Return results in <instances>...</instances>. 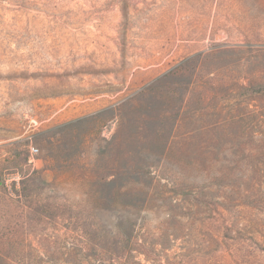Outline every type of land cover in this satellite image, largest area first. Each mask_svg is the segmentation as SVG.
<instances>
[{
  "label": "rangeland",
  "instance_id": "1",
  "mask_svg": "<svg viewBox=\"0 0 264 264\" xmlns=\"http://www.w3.org/2000/svg\"><path fill=\"white\" fill-rule=\"evenodd\" d=\"M0 182L13 262L95 264L96 193L106 264H264V0H0Z\"/></svg>",
  "mask_w": 264,
  "mask_h": 264
},
{
  "label": "trees",
  "instance_id": "2",
  "mask_svg": "<svg viewBox=\"0 0 264 264\" xmlns=\"http://www.w3.org/2000/svg\"><path fill=\"white\" fill-rule=\"evenodd\" d=\"M185 66L181 65L180 67H178L177 69H175L173 71V73L177 74L179 77L182 76L183 73H185ZM172 74V72L170 73ZM169 74V75H170ZM172 76H175L174 74ZM181 86V84H180ZM174 91L173 88L170 89V93ZM184 104V102H183ZM181 114V110L180 113L178 115L177 118H174L175 123L179 122V116ZM177 115V114H176ZM162 118V120L167 121L171 119V113L168 111H165L161 114L160 116ZM176 117V116H175ZM176 125V124H175ZM165 128H161L159 130V132L156 133L155 136H153V139H155L154 141L157 142V146H161V144H163V140L162 138V133L164 132ZM175 129L173 128V131ZM168 142L166 141L164 143V145H162V147L165 149V147L168 146ZM34 174H37V172L35 171ZM20 184V183H19ZM15 186V184H14ZM22 192H18L17 190H12V193H14L16 198L10 197L8 191L4 188L2 182H0V201L5 205V206H12L13 203L17 202L20 203L22 206V211H21V215H20V220H19V224H13V227L15 226H25L26 224L29 223V221L33 218L36 217V214L38 212H41L39 210L33 209L30 206H28V203H31L29 198L27 197V192H24L25 189L23 188L21 190ZM185 193V192H184ZM195 193H192L191 191H188L185 195H187L188 199L191 200L192 202H196L197 201V197L198 196H193ZM113 200V199H112ZM146 200L148 201V198H146ZM87 204L90 206V210H88V214H89V220H85V222H81L82 226H80V228H78V230H81L80 237L82 239H86V243H85V249L83 251H88V253H86L87 255H89V258H92L96 261L95 264H106L104 261V257L107 256H114L115 258H122L124 255V242L123 241H127L130 238H132V235L129 234H123V232L120 234L119 230H120V225H122V221H117L115 224L112 225V232L108 231L107 228L105 229L102 226V220L99 219L97 220L98 216L100 217H104V215L108 212L107 210V202L108 199L107 197L105 198H101L98 197L96 195V193H93L91 196L88 197V199L86 200ZM148 202H144V205H146ZM133 204H131L132 206ZM63 210H66V206L65 205H58V204H48L47 206L45 205L43 208V212L45 214H42V216L37 217L35 221H42L41 217H45L46 219H48V216H45L47 213L52 212V213H61L63 214ZM55 211V212H54ZM83 214V213H82ZM21 217L24 219V221L22 222ZM96 217V220H93V218ZM29 221H28V220ZM93 220V222L91 223L90 220ZM49 220H52L51 218H49ZM78 223V222H77ZM8 227V226H7ZM5 230L3 233H0L1 237H0V264H45L44 260H40L37 261L36 259H32L31 261L28 262H24V260H22V262H13L10 258V253L12 251H14L17 248V244L15 241H11V235L12 232L8 231L6 227H4ZM101 236H103L102 238H100ZM107 237L108 241L103 242L102 239H104V237ZM3 237L5 238V240L3 239ZM9 237V238H8ZM102 247V249L97 252L98 250H96V248ZM80 247V246H79ZM77 245H76V249L80 250ZM82 249V248H81ZM75 250V249H74ZM76 251V250H75ZM92 254H89L91 253ZM4 253H8V254H4ZM84 259L85 256H83ZM103 257V258H102ZM48 262H51V260H49ZM71 264H81L80 262L74 260L73 262H70ZM108 264H112V262H109Z\"/></svg>",
  "mask_w": 264,
  "mask_h": 264
},
{
  "label": "built area",
  "instance_id": "3",
  "mask_svg": "<svg viewBox=\"0 0 264 264\" xmlns=\"http://www.w3.org/2000/svg\"><path fill=\"white\" fill-rule=\"evenodd\" d=\"M31 123L33 125H37V122L35 120H31ZM37 152H38V149L37 148H35V147H31L30 148V154H36Z\"/></svg>",
  "mask_w": 264,
  "mask_h": 264
}]
</instances>
